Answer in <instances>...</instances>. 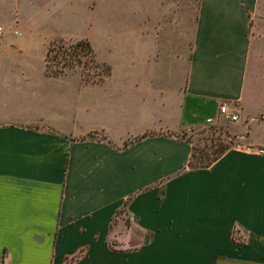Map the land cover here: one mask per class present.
<instances>
[{
    "label": "crops",
    "instance_id": "0c3cea01",
    "mask_svg": "<svg viewBox=\"0 0 264 264\" xmlns=\"http://www.w3.org/2000/svg\"><path fill=\"white\" fill-rule=\"evenodd\" d=\"M164 1L99 83L0 37V264H264V0H200L183 71ZM223 103L239 146L190 166Z\"/></svg>",
    "mask_w": 264,
    "mask_h": 264
},
{
    "label": "rangeland",
    "instance_id": "374dc122",
    "mask_svg": "<svg viewBox=\"0 0 264 264\" xmlns=\"http://www.w3.org/2000/svg\"><path fill=\"white\" fill-rule=\"evenodd\" d=\"M199 1H164L169 7H166L169 15L167 23L177 27L182 36V59L178 65L182 71L188 56ZM160 7L161 0H0V26L4 27L5 33L12 32L8 33L11 34L12 42L17 40L20 43L12 55L31 58L36 66L44 61L46 64V53L52 42L58 41L59 46L68 48L80 39H89L98 55V61L109 64L111 73L113 69V72L120 73L122 68H126L124 61L133 57L137 51L141 52L142 32L151 23L148 22V17L156 19ZM14 30L19 35L13 34ZM59 46L52 55L60 51ZM3 55L7 54H0ZM131 67L135 69V73L147 72L150 68L141 63ZM56 70H63L57 77L80 74L84 83H88L85 82L86 79L92 80L96 73L102 72V68L90 63L87 67H64L62 63L57 65L55 59L51 61L49 71ZM2 90L0 89V100L4 95ZM258 115L256 114V118ZM234 128L236 125L233 122L220 117L217 125L190 129L181 134L192 142L195 148L194 161L197 162L200 157L203 159L214 156L225 146L238 147L240 142ZM254 131L258 137L264 138V121H256ZM123 212L118 216L126 219ZM117 221L116 217L115 224ZM120 227L124 229L121 231H125L126 225L116 226V230L120 231Z\"/></svg>",
    "mask_w": 264,
    "mask_h": 264
},
{
    "label": "trees",
    "instance_id": "16d2710c",
    "mask_svg": "<svg viewBox=\"0 0 264 264\" xmlns=\"http://www.w3.org/2000/svg\"><path fill=\"white\" fill-rule=\"evenodd\" d=\"M59 42L58 41H54L51 43L50 47L47 50L46 53V74L49 76H60L61 73L63 72V70H56V71H49V67L51 65V61L56 59V64L60 65L62 63V65L64 67H74V66H84L87 67L89 65V63L95 67L98 68H102V72L100 73H96V77H93L92 80H90L89 78L85 80V82L88 83H98L101 82L106 76L111 74V67L109 64L105 63V62H99L97 59V53L94 49V47L92 46L91 42L89 39H80L78 40L75 44H72L71 46H69L68 48H63V45H58ZM61 47L59 50L61 51H57V54L52 55V52L54 50H56L57 47ZM71 48V49H70ZM98 76V78H97ZM186 131V130H184ZM179 137L181 138H185L183 136V134H180ZM188 141H190L189 139H187ZM191 142V141H190ZM126 145H128V143L126 142ZM229 149L228 146H225L223 148H221L218 152H216V154L212 157H208L206 156L205 158H201L199 161H194L195 159V148L193 146V152H192V156L189 162V165L192 167H208L210 166L214 161H216L224 152H226ZM125 205L118 211V214L121 211L125 210ZM116 219V218H115ZM115 219L112 223V227L115 224Z\"/></svg>",
    "mask_w": 264,
    "mask_h": 264
},
{
    "label": "built area",
    "instance_id": "2783aa9c",
    "mask_svg": "<svg viewBox=\"0 0 264 264\" xmlns=\"http://www.w3.org/2000/svg\"><path fill=\"white\" fill-rule=\"evenodd\" d=\"M4 33H5L4 27L3 26H0V37H2L4 35ZM15 33L17 34L18 32L16 31ZM219 116L222 117V118H226L228 120H231V121H237V120H239V115L236 114V113L231 112V110L229 109V106L226 103H223L220 106ZM207 123L209 125L215 124V122H214V120L212 118H208L207 119Z\"/></svg>",
    "mask_w": 264,
    "mask_h": 264
}]
</instances>
